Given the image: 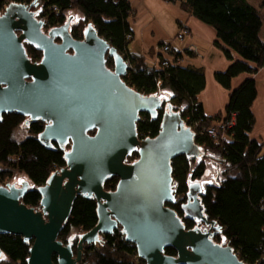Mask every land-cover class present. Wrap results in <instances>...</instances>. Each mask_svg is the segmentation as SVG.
I'll list each match as a JSON object with an SVG mask.
<instances>
[{"label":"water","instance_id":"water-1","mask_svg":"<svg viewBox=\"0 0 264 264\" xmlns=\"http://www.w3.org/2000/svg\"><path fill=\"white\" fill-rule=\"evenodd\" d=\"M37 8V0L12 2L0 13V117L15 112L26 124L39 120L42 145L69 149L63 152L65 166L37 188V209L21 201L33 189L26 179L14 183L20 187L0 186V236L32 241L26 264H80L85 245L98 244L118 228L145 264H246L230 246L213 241L221 226L204 216L198 182L189 184L181 211L205 228L186 229L167 207L176 201L171 161L205 155L194 143V127L185 125L168 100L128 87L122 80L128 64L90 23L82 39L72 38V11L63 25L45 31ZM24 43L41 52L38 62L28 59ZM162 109L158 134L139 139L140 114L156 119ZM132 152L137 158L127 163ZM111 177L118 179L115 189L105 191ZM79 196L96 201L98 221L79 235L74 255L58 235ZM165 248L176 255H166Z\"/></svg>","mask_w":264,"mask_h":264},{"label":"trees","instance_id":"trees-1","mask_svg":"<svg viewBox=\"0 0 264 264\" xmlns=\"http://www.w3.org/2000/svg\"><path fill=\"white\" fill-rule=\"evenodd\" d=\"M32 1L0 0V12L9 3L30 4ZM37 1L40 4L36 15L44 20L45 31L63 25L72 16L69 13L77 11L81 19L70 25L72 38L82 39V32L90 23L97 34L129 63L130 69L122 78L128 87L143 96L170 91L169 98L158 95L168 100L186 124L192 127L198 125L194 132V143L204 150L205 155L198 160L179 155L171 161L176 201L167 204V207L176 212L186 229L195 226L203 228L202 223L185 218L181 211V205L187 200L189 184L198 182L202 188L199 198L204 216L221 226L213 241L230 246L246 264H264V141L249 138L255 124L251 106L256 98V82L249 77L235 89H231L230 85L238 75L253 76L264 68V39L260 35L264 20L258 8L247 0H162L165 3H178L189 16L213 28L216 34L214 47L230 61L226 70L214 73L215 81L228 91L227 103L222 112L208 117L197 101V96L205 87L204 73L184 63L194 58L192 50H179L170 42L161 41L157 47L167 45L169 50L157 53L153 66L131 51V22L135 18V10L128 0ZM259 8H264V0H260ZM178 30L189 33L180 23ZM24 48L31 62L40 60L41 52L34 46L24 43ZM232 53L238 58L234 59ZM164 62L166 65H163ZM105 64L112 69V58L106 56ZM162 113L163 109L158 111L156 119H151L146 113L140 114L136 125L139 139L154 138L158 134ZM232 114L233 125L219 129L218 124L226 123ZM25 122L26 118L15 112L0 117V186L8 184L17 173L24 175L33 189L21 201L27 207L37 209L40 200L37 188L44 185L53 172L64 167L65 160L63 151L56 145L48 149L38 141L43 122ZM22 124L27 126V135L16 139L15 130ZM202 126L217 129L218 137L199 134L198 129ZM136 158V152H132L127 162ZM207 162L215 163V174L212 181L204 182ZM117 181L116 177L108 178L103 184L104 190L113 191ZM96 207L93 198L80 196L72 204L58 240L64 245L71 244L74 255L79 235L97 224ZM100 240L96 245L83 247L80 264H145L137 256L135 246L124 240L119 228L110 235L100 237ZM31 244L32 241L26 243L19 236H0V264H26ZM164 253L176 255L172 248H165Z\"/></svg>","mask_w":264,"mask_h":264},{"label":"crops","instance_id":"crops-1","mask_svg":"<svg viewBox=\"0 0 264 264\" xmlns=\"http://www.w3.org/2000/svg\"><path fill=\"white\" fill-rule=\"evenodd\" d=\"M128 1L137 12V22L140 23L137 28H134L132 24L131 51L144 57L145 62L149 66H153L156 64V55L161 49L157 45L161 41L170 42L172 46L179 50H192L194 58L187 59L184 63L201 69L205 78L204 90L197 96V101L202 105L205 116L212 117L222 112L228 100V91L215 81L214 73L226 70L230 61L225 58L218 48L214 47L213 42L216 40V34L213 28L189 16L180 8L178 3H165L162 0ZM154 21L156 23V37L143 40L144 32H153L150 27ZM178 23L189 31L188 35L182 40L176 38L180 32ZM143 28H146V30L144 31ZM260 35L264 39V27ZM232 57L234 59L238 58L234 53H232ZM249 77H253L256 82V98L251 106L255 124L249 133V138L262 142L264 141V68L253 76L240 74L231 80L230 85L231 89H234ZM164 95L169 98L171 96L170 91L165 90ZM209 169L212 171V168L207 164L204 182L213 180L215 170L212 171L210 176H207Z\"/></svg>","mask_w":264,"mask_h":264},{"label":"rangeland","instance_id":"rangeland-1","mask_svg":"<svg viewBox=\"0 0 264 264\" xmlns=\"http://www.w3.org/2000/svg\"><path fill=\"white\" fill-rule=\"evenodd\" d=\"M252 6H254V7H256V8H258V11H259V15L262 17V19L264 20V8H259L260 7V0H247ZM210 7H213L212 5L210 6ZM209 7V8H210ZM38 8H39V4H38ZM1 13V12H0ZM70 15H72V12L71 13H69ZM81 19V16L77 13V11H74V18H72V21H71V25H74V23H76L77 22V20L79 21L80 19ZM137 18H138V14H137V12H135V18L133 19V21L131 22L132 24H133V27L135 28H137L138 26H139V22H137ZM40 19V18H39ZM264 27V26H263ZM156 23H155V21H154V23L152 22L151 23V27H150V29L153 31L152 33H150L149 31H147V32H144L143 33V36H142V38H143V40H146V39H148V38H150V37H156ZM144 29V31L146 30V28H143ZM125 60V59H124ZM126 63H127V61H125ZM128 66H129V69H130V65L128 64ZM236 88V87H235ZM234 88V89H235ZM233 89V88H232ZM164 92H165V90H163V91H161V92H159V93H157V94H154V95H162V96H164L165 97V95H164ZM185 122V121H184ZM227 122H233L234 123V115L232 114V115H230V118H229V120H227ZM232 126V125H231ZM230 127V126H229ZM229 127H227V128H229ZM193 132H195L194 130H193ZM27 135V126L25 125V124H22V125H20V127L18 128V129H16L15 130V138L16 139H21V138H23L24 136H26ZM217 137H218V135H217ZM203 152H204V150H203ZM204 154H205V152H204ZM211 156H209L208 158H210ZM198 160V159H197ZM133 162V161H132ZM128 163V162H127ZM131 163V162H130ZM207 164H208V166L209 167H211L212 168V171L214 170V162H207ZM212 171H211V169H209V171H208V174H207V176H210L211 174H212ZM23 179H26L25 178V176L23 175V178H22V174H15L11 179H10V181L9 182H12V183H18V184H21L22 182H23ZM72 233L73 234H75V231H72Z\"/></svg>","mask_w":264,"mask_h":264},{"label":"built area","instance_id":"built-area-1","mask_svg":"<svg viewBox=\"0 0 264 264\" xmlns=\"http://www.w3.org/2000/svg\"><path fill=\"white\" fill-rule=\"evenodd\" d=\"M38 2V4H40V2L39 1H37ZM40 20H42L43 22H44V20L42 19V18H40ZM188 35V33H187V31H180L178 34H177V36H176V38L178 39V40H182L185 36H187ZM169 50V47L167 46V45H164V46H162L161 47V49H160V52H163V53H165V52H167ZM127 64H129L128 62H127ZM163 65H166V63L164 62L163 63ZM185 123V122H184ZM185 125L186 126H189V127H192L191 125H188V124H186L185 123ZM231 125H233V122L231 123V122H226V123H223V122H221V123H219L218 124V127H219V129H221V130H224L225 128H227V127H229V126H231ZM193 130L194 131H196V129L198 128V125L197 124H194L193 125ZM217 129H215L214 127H207V126H202V127H200L199 129H198V132H199V134H205V135H208V136H210V137H212V138H216L217 137ZM221 136L222 135H220V139H221Z\"/></svg>","mask_w":264,"mask_h":264},{"label":"flooded vegetation","instance_id":"flooded-vegetation-1","mask_svg":"<svg viewBox=\"0 0 264 264\" xmlns=\"http://www.w3.org/2000/svg\"><path fill=\"white\" fill-rule=\"evenodd\" d=\"M26 121H27V119H26ZM25 124H26V122H25ZM90 135H93V132H92V134H90ZM69 149V144H67L66 146H65V148L62 150L63 152L64 151H66V150H68ZM128 163H130V162H128ZM10 184H14V183H10ZM15 185V184H14ZM16 187H20L21 185H15ZM203 227V226H202ZM203 228H205V227H203ZM100 237H102V236H100Z\"/></svg>","mask_w":264,"mask_h":264},{"label":"bare ground","instance_id":"bare-ground-1","mask_svg":"<svg viewBox=\"0 0 264 264\" xmlns=\"http://www.w3.org/2000/svg\"><path fill=\"white\" fill-rule=\"evenodd\" d=\"M70 25H71V23H70Z\"/></svg>","mask_w":264,"mask_h":264}]
</instances>
